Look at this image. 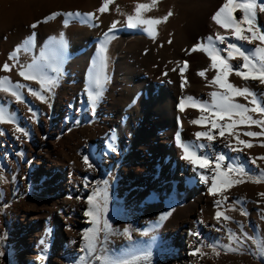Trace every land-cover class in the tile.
Wrapping results in <instances>:
<instances>
[{
	"label": "rangeland",
	"instance_id": "rangeland-1",
	"mask_svg": "<svg viewBox=\"0 0 264 264\" xmlns=\"http://www.w3.org/2000/svg\"><path fill=\"white\" fill-rule=\"evenodd\" d=\"M11 1L17 8L23 0H0V11L8 10ZM55 1L40 0L39 2L42 7L52 8ZM63 1L67 3L66 6H71L74 0ZM84 1L81 5L89 2L93 4V7L85 13H93L99 24L95 32L91 33L93 35L89 42L73 39L75 36L67 34L71 31L66 29H60L57 33L48 32L46 36L49 41L43 51L51 53L57 47L52 38L58 40L61 33L64 34L67 46L71 45L70 58L66 60L62 57L58 65L59 73L52 72L50 68L46 69L47 75L57 82L50 92L43 93L47 102L40 100L39 102L44 106L51 105L49 106L51 116L42 113L37 104L30 101L31 96H26L19 102L11 95L10 90L9 92L0 90V95L4 99L9 98L12 107L16 110V113L14 110H7L14 116L15 123H9V126L7 122L0 125L6 130L0 133V174L6 178V182L0 181V251L5 253L0 257V264H173L175 259L185 264L182 258L190 247L191 250L193 247H200L202 253L196 256L193 264H264V256L259 251L264 247V238H262L264 237V196L260 195L264 193V176L261 175L264 173V159H259L264 157V135L258 137L243 135L246 131H264L260 126L237 125L232 129L233 133L239 134L240 139L251 142L253 145L251 148L237 144L235 135H230L227 128L224 137L219 136V129L212 130L217 138L210 147L206 138L201 137L197 140L196 132L210 129L208 119H205L207 123L200 127L201 129L194 124L189 129L183 130V133L179 130L166 129V133L170 134L169 140L176 147L178 145L175 136L179 133L181 141L199 150V154L208 157L224 154L226 160L222 165L232 163L244 167L246 174L229 173L227 180L232 181L231 183H222L224 178L215 174L217 182L215 196L208 191L214 175L209 169L204 175L196 168L186 186L181 185L179 179L175 180V183L162 174L143 172L140 170L143 164L141 155H145L146 151L139 149L135 141H129L127 138L123 141L120 152L112 151L111 158L106 160L108 145L111 142L109 138L115 133L113 129L97 128L104 126L100 112L107 104L109 93L114 86L117 64L121 53H124L125 44L112 56L109 79L104 87L103 96L96 105L95 114L93 115V110L91 111L90 105L83 98L82 114H76L77 109H74L70 119L62 117L58 122L56 120L57 103L59 100H63V103L68 102L71 95L69 92L60 96L59 91L64 85L76 84L72 80L74 74H78L79 71L86 73L91 69L92 61L97 58L99 42L104 39L103 34L109 30L113 21L119 23L111 33L107 45L113 41V34L121 30L133 29V36L144 35L136 32L138 28H128L123 25L128 15L135 18V9L139 4L150 5L149 9L141 11V19H160L159 24H166L164 29L166 37L175 38L180 30L188 28L197 31L198 42L206 43L205 38L209 35L215 36L217 32L225 36L231 35L230 31L226 32L219 28L211 19L225 0H155L154 5L153 0H112L103 13L99 9L105 4V0ZM1 3L6 4L3 7ZM25 8L22 12L26 15V21L24 20L23 23L30 28L32 24L40 21L28 24L31 15L35 13L31 14ZM81 10L82 8H75L72 12L79 13ZM156 10L157 16L150 17V14ZM169 11L172 15L165 22L162 18ZM58 12L62 14L58 15L60 17L56 16L47 22H44L46 18L57 11L45 16L44 24L54 23L58 18L65 22L67 17L65 14L68 13L62 10ZM235 15L239 18L241 13L237 11ZM256 23L259 30L264 32V13L257 11ZM157 25L149 27L155 29ZM89 30L93 31L91 28ZM29 38V32L23 33L16 47L23 50L24 42ZM124 41L127 42L128 39ZM231 42L241 44L246 49L256 46L233 38ZM116 47L113 45V48ZM187 49L186 46L183 51L186 52ZM187 54L191 52L187 51ZM29 60L27 62L31 63L34 58ZM229 62L234 66L242 64L239 58L230 59ZM69 63H75L73 68L68 66ZM168 65L172 66L170 71L175 69L177 72L181 64L179 61H169ZM15 69L18 74L19 66ZM208 73L209 71L206 72ZM87 75L89 77V74ZM183 80L181 78L180 84L178 83L176 87L178 92L186 89ZM228 80L235 86L249 87L258 95L264 93V90L257 89L259 81L251 79L245 81L234 73L229 75ZM25 81L27 80L19 75L15 77V83L19 82L22 85ZM207 89L203 90L204 98L209 97L210 89ZM79 93L81 92L78 91L76 95L71 96V99L84 96L81 94L80 96ZM183 95L186 94H182L181 97ZM189 96L193 97V95ZM235 99L239 103L247 104L243 97H235ZM186 103L191 104L187 101ZM78 106L76 105L75 108ZM248 106L252 107V105ZM29 108L32 112L28 110ZM190 108L194 107L190 105ZM61 109L65 116L68 113L65 103L62 104ZM33 112L36 113L35 116ZM203 114L201 116L205 118L210 116L207 112ZM248 114L254 119L264 120V115L252 112ZM17 126L23 128L28 135L16 132ZM87 126L91 129H85ZM147 130L149 132L151 127ZM70 133L74 134L69 138ZM153 136L149 142L150 147L154 145L158 149L161 144L157 139H153ZM229 142L231 147L242 151H232L228 146ZM199 144H204L205 147L202 150L195 147ZM85 155L89 156L95 170L88 169L83 163ZM252 158H257L255 164L251 162ZM48 165L54 170L51 175L47 174ZM63 172H65L63 177H60ZM204 176L208 177L207 182L203 179ZM78 179H82V182L79 183ZM105 180L108 182L107 186L104 184ZM236 180L241 182L236 183ZM257 180L259 182H255ZM62 182L66 184L61 185ZM57 188L62 190L61 193L56 192ZM97 188L101 189L102 193L104 191L107 193V211L100 226L103 228V220H106L109 228L100 232L96 251L90 254L82 251L85 247L82 234L86 229L93 227L92 218L86 216L85 212L88 209L87 197ZM65 200L68 201L67 204ZM217 200L221 202L219 205L216 204ZM25 210L26 225L23 224ZM217 211L230 219L224 220L221 217L218 220ZM169 212L171 215L161 219ZM31 217L34 219L29 223ZM125 228L129 229L130 235L125 234ZM193 233H199V237ZM245 233L249 237H254V240L247 239L241 245L230 238L241 237ZM42 240L44 244H41ZM212 246H215V252ZM229 248L237 250L230 251ZM41 256L46 258L41 259Z\"/></svg>",
	"mask_w": 264,
	"mask_h": 264
},
{
	"label": "bare ground",
	"instance_id": "bare-ground-1",
	"mask_svg": "<svg viewBox=\"0 0 264 264\" xmlns=\"http://www.w3.org/2000/svg\"><path fill=\"white\" fill-rule=\"evenodd\" d=\"M39 1L23 0L21 2L22 4L17 6L18 9L14 7L15 5L11 1L9 3L10 7H8V10L0 11V78L8 76L12 85L15 84V77L18 75L15 69L16 66H19L20 64L27 65L29 64L27 60L30 61L29 59L31 58H39L40 51L45 49L44 47L49 41V38L46 37L48 36V32L57 33L60 29H66L67 31H71L67 34L75 36L73 39L81 41L85 40L86 42H89L93 35L91 33L95 32V29L98 27L97 25H99L97 24L96 19L89 20L85 15H83L87 14L85 13L86 10L93 7V4H90V2L86 5H81L84 0H74L71 6H66L67 3L65 1L56 0L52 8H48L40 6L41 4ZM6 3L1 4H3L2 6L4 7ZM24 8L31 14L35 13L31 15L32 17H30V22L28 21V24L34 21H40L38 27L35 29H31V27L29 28L24 25L23 21L26 19V15L22 12L24 11ZM75 8H82L79 12L82 15L79 17L65 16L66 19L69 18L67 26H65V23L61 18L56 19L54 23L44 24L43 22V18L52 11L61 13L58 11L62 10L65 11V13H73L72 11H74ZM156 12L157 10L154 13H151L150 17H154ZM126 24L127 20L124 21L123 25L127 27ZM145 27H149V25H140L137 27V30L134 29L137 33H144L143 36H133V29H129L127 31L117 30L119 32L113 34V41L106 45L108 57L107 75L110 69V62L113 54L119 49H122L124 44L126 46L123 48L124 53H121V57L117 64L116 79L112 91L109 93V99L107 100V104L103 107V111L100 112V119L104 126H100L101 128L99 127L97 129H113L115 133L114 136L116 137L114 143L118 152H120L123 141L126 138L129 141H135V144L139 147V149L145 150V155H141V161L143 164L140 170L143 172H155L157 175L162 174L165 178L171 181L179 179L181 180L180 184H184L186 186L188 184L187 181L193 177L194 171L198 168V166H193L182 158L183 150L179 146L176 147L173 143H171L169 140L170 134L166 133V129L173 131L179 130L183 133V130L194 126L191 123L193 119L201 118V115H204L201 114L198 108H190L191 104L186 103V101L185 106L187 107H185V110L181 112L179 109L181 98L193 95V97L198 101L211 103L212 98L210 93L213 91L218 93L223 92V89H221L218 85L210 84V81L216 75V70L211 69V60L207 53L200 50L191 51L194 45L201 43L197 40L198 33L196 34V30L183 28L179 31V33H177V36H174L175 38H173L166 37L164 35V29L166 28L165 23L158 24L155 29L151 28L153 35H149L148 32L144 31ZM90 28L93 31L89 30ZM26 32L30 33V38L33 34L35 35L27 52L23 51L21 48V51L18 53L19 64H17V61L9 59V54L17 48V41L23 33ZM124 39H128V41L126 42ZM169 41H171V43H169ZM113 45L117 46L116 49L113 48ZM186 46L188 47L187 51H190L191 54H187V51H183V48ZM70 47L71 45L66 47L63 59L67 60L70 58ZM219 47L224 48V45H219ZM222 55L226 56V53H222ZM169 61L180 62L181 65L177 72H175V70L170 71L172 66L168 65ZM185 61H187L188 67L183 71V73H181L180 69L183 67ZM5 62L16 66L13 67L10 72L4 71L2 70V65ZM74 64L75 63H69L68 66L73 68ZM206 68L209 69V73L206 74L205 77H201L198 74L199 71ZM192 70L195 72L193 73ZM89 71L90 69L86 73L79 71L78 74H74V78H72V80H74L76 84H73V86L71 83L64 85L59 91L60 96L69 92L71 95H69L68 102H64L68 112L65 116H63L61 109L62 104H64L63 100H59L57 103L55 111L57 115V122L62 117L70 119V114L74 112V109H77L75 112L76 114H82L84 108L83 98H85L87 104L90 105L92 111V105L87 96V89L89 87V77H87V74H89ZM181 78L186 81L185 82L183 80L186 83V89L182 92H178L176 87L178 83L181 82ZM22 85L25 87L17 90L22 95V98L31 96L30 101L37 104V107L42 113H46L51 116L50 107L42 105L39 102V99L32 96L27 91L28 87L39 90L40 85L34 83L32 80H27ZM6 86L10 88V92L12 90H16L10 85L6 84L5 87ZM207 88L210 89L209 97L204 98L203 90ZM257 89H259V91H263L264 85L257 83ZM77 90L81 92L79 95L81 94L84 96L79 97V99H71V96L73 97L74 94L76 95V93H78ZM182 94L186 95L181 97ZM20 105H23V103H20ZM76 105H79L78 108H75ZM0 106L4 107L6 112L8 109L14 110L9 98L4 99L1 95ZM14 112L16 113V110H14ZM206 123L207 121L205 120L204 124L201 126L198 125V129H201L200 127L206 125ZM7 126H9V123ZM149 127H151V130L148 132L147 129ZM0 129L3 128L0 126ZM85 129L91 128L87 126ZM120 133L123 135H120ZM73 134L74 133L68 134V137H72ZM152 136L154 137L153 139H157V141L161 144L160 148L156 149L154 145L150 147L149 142L150 139H152ZM194 150H196L199 154V150ZM107 153L106 160H109V158H111L110 156H112L114 152L112 153V151L108 149ZM152 161H155V163H152ZM51 167V165L47 166V174L51 175V173H54V170H52ZM200 172L205 175L207 173V169L200 170ZM64 173L65 172H63L60 177H63ZM61 180L63 179L61 178ZM78 180L79 183L82 182V179ZM62 184L65 185L66 182H62L61 185ZM61 191L62 190L60 188L56 189L57 193H61ZM65 202L67 204L68 201L65 200ZM26 216L25 210L23 217L24 225H26ZM32 219L34 218L31 217V221L29 223H32ZM189 249L190 250L184 253V257L182 258V261H184L185 264H193L196 260V256L191 255V247ZM173 264L182 263L180 260L175 259Z\"/></svg>",
	"mask_w": 264,
	"mask_h": 264
},
{
	"label": "snow or ice",
	"instance_id": "snow-or-ice-1",
	"mask_svg": "<svg viewBox=\"0 0 264 264\" xmlns=\"http://www.w3.org/2000/svg\"><path fill=\"white\" fill-rule=\"evenodd\" d=\"M112 0H105V4L99 9L101 13L105 12L108 8V4L111 3ZM155 4V0H153V5ZM150 5L148 4H139L135 9V18L132 15L127 16V24L128 28H137L140 25H155L161 23L160 19H141L140 14L142 10L149 9ZM239 11L241 16L237 18L235 15L236 12ZM257 11L264 13V0H225V2L218 8V10L212 15V21L219 26V28L224 29L226 32L230 31V37L225 36L217 32L215 36L209 35L207 36L206 43L201 42L197 45H194L191 51H203L206 52L208 57L211 60V69L216 70V75L210 81V84L218 85L221 89H224L223 92L213 91L210 93L211 103L198 101L196 98L192 96H187L185 98H181L179 103V109L181 112L185 110V101L190 102L192 107L198 108L199 111L203 113H209V118L201 117L198 119H193L191 121L194 125H202L205 123V119H208V123L210 124V129L208 131H200L196 132L195 136L197 140L201 137L206 138L208 141V146L210 147L212 142L216 140V135L212 133L213 129H219V136H225V129L229 130L230 135H235V139L237 144L245 145L248 148H251L253 145L249 141H245L239 138V134H235L232 132L237 125H258L262 129H264V120L254 119L252 115H249V112L258 113L264 115V93L257 94L255 91L251 90L249 87H238L233 83L229 82L228 77L230 74H235L245 81L251 79L255 81H259L261 85H264V32L259 30V27L256 23L257 20ZM62 15L61 13H53L49 17L46 18L44 22L47 20L54 19L56 16ZM68 17L76 16L79 17L81 13H68L66 14ZM89 20L95 19L93 13L83 14ZM172 15V12L169 11L166 16L162 19L163 21H167L168 17ZM65 26L68 24V20H65ZM119 21H113L110 25V28L107 32H105L104 39L99 42V49L97 53V58L92 61V67L89 71V87L87 89L88 100L92 105L93 115L95 114V108L98 101L103 96V91L106 83L108 82L107 75V42L111 38V33L117 28ZM39 22L32 24L31 27L35 29L38 26ZM96 26V25H94ZM144 31L148 32L149 35H153L150 27H145ZM34 35L24 42L23 51L27 52L29 46L32 44V39ZM234 38L236 41L246 42L248 44H255L256 46L252 49H246L241 44L231 42V39ZM53 42L57 45L51 53L46 51H40L39 58L34 59L31 63L27 65H19L18 75L22 77L24 80H32L36 81L40 85V89L36 90L32 87H28L27 91L32 96L36 97L42 102H47L46 96L43 94L44 92H50L52 88L56 84V79L51 78L47 75L46 69H51L54 73H59L60 69L58 67L65 48L67 47V42L65 40L64 34L61 33L59 35V39L52 38ZM259 41V43H256ZM171 43V41H169ZM219 45H225L226 47L221 48ZM21 51L20 47H17L9 54V59L12 61L18 60V53ZM222 53H226L222 55ZM239 58L242 60V64L233 65L229 61L230 59ZM55 64V66H54ZM16 65H10L8 62H5L2 65V70L11 71L13 67ZM188 67L187 61L184 62L183 67L180 69L181 73ZM175 70V69H174ZM209 69H203L199 71V75L201 77L206 76V72ZM166 75V73H165ZM186 82V81H185ZM10 85L13 89L11 91V95L16 98L17 101H21L22 95L20 94L19 89L25 87L21 85L19 82L12 85L10 78L8 76H4L0 78V90L4 92H9L10 88L5 87V85ZM183 87V84H182ZM235 97H243L247 104L239 103L236 101ZM248 105H252L249 107ZM51 106V105H49ZM29 111L32 112V109L29 108ZM36 113L33 112V116ZM214 117V118H212ZM234 117H238V119H234ZM223 121L224 123H220ZM15 123V118L13 115L6 112L5 108L0 106V125L4 123ZM6 130L0 129V133H3ZM16 132H21L25 136L28 133L21 127L17 126L15 128ZM243 135L248 137H258L264 135V131L256 132V131H246ZM110 143L108 145L109 149L115 152L117 149L115 147V136H110ZM175 141L177 145L183 150L182 158L192 164L193 166H198L199 170L209 169L214 175L212 177L211 187L209 188V194L215 196L217 195V182L216 175L219 174L224 179L222 183H231L232 181L227 180L229 173H239L246 174L245 169L242 165H233L232 163H228L222 165V162L226 160L224 154H219L214 157H208L203 154H198L196 150H194L193 146L183 143L181 141V136L179 133L175 136ZM229 147H231V142H229ZM199 149H203L205 147L204 144L196 145ZM232 151H242V149H238L236 147H231ZM257 158H252V163H256ZM259 159H264V157H259ZM83 163L86 165L88 169L95 170L94 164L90 161L89 156H83ZM214 165V167H213ZM264 176V173H261ZM203 179L207 182L208 177L204 176ZM0 181L6 182V178L0 174ZM236 183L241 181L236 180ZM259 182V180L255 181ZM107 181H104L105 186H107ZM87 183H85V187H87ZM264 196V193L260 194ZM71 198V197H70ZM226 199V198H225ZM88 209L85 212V215L91 217V223L93 227L88 228L82 234V238L85 241V247L82 251H87L88 253H94L96 251L97 243L99 242V234L101 231H105L109 228V225L106 220H103V228H101L100 224L104 214L107 211V193L97 188L91 195L87 197ZM221 202L219 200L216 201V204L219 205ZM243 214V213H242ZM167 215H171V212L167 213L161 219H166ZM223 217L224 220L230 219L228 216L224 215L222 212H216V218L219 220ZM125 234H129V229H124ZM193 235L199 237V233H193ZM233 240H236L241 245L247 239H253L254 237H249L247 234H243L241 237L232 236L230 237ZM264 238V237H262ZM41 244H44V241H41ZM213 247V251L215 252V246ZM230 251H236L235 248H229ZM260 254L264 256V247L259 249ZM5 253L0 251V257H3ZM191 255L197 256L202 255L200 247H193ZM41 259H45L46 257L41 256ZM99 259V257H97Z\"/></svg>",
	"mask_w": 264,
	"mask_h": 264
}]
</instances>
